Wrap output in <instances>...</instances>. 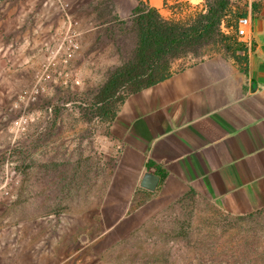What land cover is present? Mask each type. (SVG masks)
<instances>
[{
    "label": "rangeland",
    "instance_id": "rangeland-1",
    "mask_svg": "<svg viewBox=\"0 0 264 264\" xmlns=\"http://www.w3.org/2000/svg\"><path fill=\"white\" fill-rule=\"evenodd\" d=\"M164 1L173 11L168 19L204 9L200 0ZM245 1L231 0L234 8ZM55 2L52 14L46 5L43 13L30 9L34 0H6L0 12V174L8 159L20 176L2 231L21 224L27 245L45 238L65 255L60 262L70 255L67 264H264V209L231 215L198 198L174 201L99 247L100 230L86 228L104 207L111 145L103 139L107 123L89 119L84 107L132 52L137 0ZM216 48L188 53L176 67Z\"/></svg>",
    "mask_w": 264,
    "mask_h": 264
},
{
    "label": "crops",
    "instance_id": "crops-1",
    "mask_svg": "<svg viewBox=\"0 0 264 264\" xmlns=\"http://www.w3.org/2000/svg\"><path fill=\"white\" fill-rule=\"evenodd\" d=\"M34 1L30 9L58 11L55 0ZM151 5L166 18L173 12L164 0ZM245 9L244 62L223 49L176 67L180 57L166 79L129 93L106 126L111 180L86 228L99 229L97 239H116L189 192L231 215L264 209V0H246ZM147 172L160 178L155 190L140 185ZM3 237L0 264H59L65 256L56 244L44 252L23 235L13 249L12 232Z\"/></svg>",
    "mask_w": 264,
    "mask_h": 264
},
{
    "label": "trees",
    "instance_id": "trees-1",
    "mask_svg": "<svg viewBox=\"0 0 264 264\" xmlns=\"http://www.w3.org/2000/svg\"><path fill=\"white\" fill-rule=\"evenodd\" d=\"M246 14L245 8H234L231 0H205L204 9L195 15L173 20L165 18L157 7L137 0L129 21L134 33L132 52L93 93L84 107L85 114L110 124L129 93L163 81L171 74L176 59L188 53L201 54L210 45L244 62L246 57L239 51L246 47L237 38L236 27L238 18ZM4 158L1 156L0 162ZM187 198L196 197L189 192L176 202ZM116 239H106L99 247Z\"/></svg>",
    "mask_w": 264,
    "mask_h": 264
},
{
    "label": "built area",
    "instance_id": "built-area-1",
    "mask_svg": "<svg viewBox=\"0 0 264 264\" xmlns=\"http://www.w3.org/2000/svg\"><path fill=\"white\" fill-rule=\"evenodd\" d=\"M249 23H250V17L247 15L238 18L236 34L239 40L247 35L246 27L249 25ZM244 42L247 44H251L250 40H245ZM71 45L74 48L78 47V45L74 41H71ZM65 61H67V59H65ZM19 185H20L19 173L14 170V168L11 166L10 161L6 159V161L3 164V170L1 171L0 174V219H2V212L5 211L6 208L10 206L12 202L15 201L17 197V189ZM3 220L4 218L2 219V222L5 223V220L4 221ZM10 228L12 229L11 230L12 239L10 241V246L13 249H16L18 246H21L22 244L21 238L24 235L22 231L23 226L21 224H13L10 225ZM3 229L4 226L0 225V253L2 251V246L6 243L3 237L4 235V232L2 231ZM54 239L50 238L48 242L49 241L53 242ZM38 249L44 252H48L50 250L49 244L47 246L45 245V238L39 240ZM69 258L70 255L64 258L63 261H61L59 264H67ZM77 264H84V263L79 261Z\"/></svg>",
    "mask_w": 264,
    "mask_h": 264
},
{
    "label": "water",
    "instance_id": "water-1",
    "mask_svg": "<svg viewBox=\"0 0 264 264\" xmlns=\"http://www.w3.org/2000/svg\"><path fill=\"white\" fill-rule=\"evenodd\" d=\"M159 180L160 178L157 174L147 172L142 178L140 185L148 190H155L158 186Z\"/></svg>",
    "mask_w": 264,
    "mask_h": 264
}]
</instances>
